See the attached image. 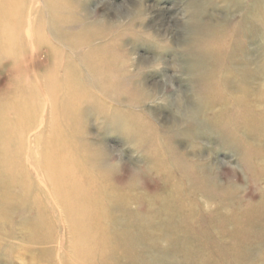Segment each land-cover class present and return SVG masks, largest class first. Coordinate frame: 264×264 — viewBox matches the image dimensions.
<instances>
[{"label":"rangeland","instance_id":"obj_1","mask_svg":"<svg viewBox=\"0 0 264 264\" xmlns=\"http://www.w3.org/2000/svg\"><path fill=\"white\" fill-rule=\"evenodd\" d=\"M53 1L0 0V153L26 187L0 175L12 200L0 264H81L89 222L141 243L85 264H135L125 251L158 249L164 264H264V0ZM197 20L219 32L193 33ZM217 40L210 88L188 62ZM207 90L206 116L194 115ZM230 105L239 125L223 135L212 124ZM93 176L108 199L91 221L75 213V192ZM38 219L43 237L28 238Z\"/></svg>","mask_w":264,"mask_h":264},{"label":"bare ground","instance_id":"obj_2","mask_svg":"<svg viewBox=\"0 0 264 264\" xmlns=\"http://www.w3.org/2000/svg\"><path fill=\"white\" fill-rule=\"evenodd\" d=\"M228 1H231V0H228ZM47 2H49L51 5H53L55 3V1H53V0H47ZM192 29H193V33L199 34L203 37H206L210 34H214L215 32H219L218 31L219 30L218 25L211 24V23H201L200 20H197L193 24ZM29 32L30 31L27 29L26 33L29 34ZM222 45L223 44L217 40V41H215V44L210 48H203V49L197 48V49L190 50L191 58H190V62H188L189 69H191L195 73H198V75H200V77H201L200 78L201 81H204L210 88L213 87L217 83L218 79L221 77L220 74L218 75V73H220V70L218 69L219 68V66H218L219 61H218L217 57L215 56V54L213 53V51L221 49ZM111 79H112V77L107 76L104 79L105 85L108 87H112V89L115 88V90L118 91L121 88L120 84L118 83L116 85L113 80L111 82ZM210 93H211V91H209V90H207V92L203 91L202 96H201L202 97L201 103L199 105H197V108L195 107L194 110H192V113H194V115H200L201 114L203 116H206L205 113H207V109L209 107L208 101L210 99ZM238 107L235 106L236 112H240ZM1 108H2V105L0 104V110H1ZM25 110H26V108H25ZM21 112H23V111H21ZM59 118H60V121H62L64 124H66L67 130L70 131V133H73L72 126L74 125V120L71 117V115H69L67 113H61ZM113 118H114L113 120L116 121V118L115 117H113ZM201 121H203V120H201ZM238 123H239V121H237L236 119L231 120V105H230V107L224 108V110L219 114V117L216 116V119L214 120V122L212 124V128H213V130L219 131L220 133H222L224 135L226 133H231V131L237 130V127L239 125ZM202 124H204V122ZM125 126L128 127L127 124ZM4 127H6V129L8 128L7 125ZM4 127H2V129ZM13 127H14L13 123L9 124L10 129ZM37 137H36V139H37ZM39 137L41 140L42 137L41 136H39ZM35 140H34V143H35ZM36 143H37V140H36ZM0 144H1L0 149L6 148V147L9 148L8 143L5 144V143L0 142ZM11 144L12 143H10V145ZM23 145L25 146V144H23ZM28 151H29V149H28ZM10 158H11V156L3 157L0 153V166L3 164V165H6L9 167L4 173L0 172V175H2V176L6 175L7 176L8 183L11 185V187L20 185L19 187L22 188L23 190H25L26 187H24L23 184L19 183V182H21L24 174L20 171L19 167L11 166ZM88 158L89 157L87 154V156L85 155V157L83 159L85 160V162H89ZM45 162L48 164H55L56 166L58 165V163H60L59 158L53 156L52 154H49L46 156ZM29 164L31 166V162ZM60 168H61V166H60ZM63 176H64V174H63ZM65 177H66V175H65ZM42 180H44V178ZM101 181L94 177L93 180H91L90 182L87 183V186L85 188L82 186L84 189H82V187H81V190H79V191L76 190L77 192H75V194H77V201H79L78 208L77 209L75 208L76 214L86 215L89 218H91V221H93V219H101L102 216H105V218H106L104 204L106 203V200L108 198H107V195L105 192V187L102 186ZM205 182H206L205 180L204 181L200 180L198 182V184L200 185V183L203 184ZM206 186H208V185L203 184V188L204 187L206 188ZM1 189L2 188L0 187V222L4 218H6L5 213H8L9 209L12 206L11 198L7 197V196L5 197L4 194L2 193ZM65 192H66V190H65ZM170 193H171V191L168 192V194H170ZM57 197H59V196H57ZM30 198H31V200H33V198L31 196H30ZM68 203H70V202H68ZM33 204L36 208H39L42 206V204L38 201H33ZM66 206H68V205L66 204ZM97 206H99V207H97ZM84 220H85V218H84ZM30 222L31 221L24 219L22 223L24 224V227L27 228V225H29ZM36 225H37L35 228L36 230L30 232L29 229H27L28 231L26 230L27 231L26 234L28 235V238H31V239L33 238L35 240L36 239L41 240V238L43 237L42 231H43V229H47L48 225H47V223H45V221L43 219H38L36 222ZM117 225L120 226L118 223H117ZM113 227L116 229L115 225H113ZM101 228L102 227L99 226L98 224L96 227V226H94L93 223L89 222L87 229H89L90 232H92L91 235L89 237H87L86 239H84L82 242L77 240V241H79V243H78V247H76V248H79L78 250L83 249V251L88 250L89 253L91 254V257L86 256V258L82 262H80L81 264L91 263V262L95 261L96 258L101 259L104 256L105 257H108V256L117 257L119 255V253H121V251L117 245V242L120 244H123V245H127V249H132V248L135 249L136 246H138L141 243L140 238H138V237H135V236H132L129 234H123V235L117 237L114 232L107 233L104 229H101ZM91 243L93 244L92 246L90 245ZM128 252L129 251H125L124 254L125 255L128 254L127 256L134 259L135 264H164L165 260H166V258L163 256V253H161L159 249L157 251H152V252L150 251V253H148V255L144 258H141L139 255L134 256L133 254L128 253ZM78 260H79V257L77 256V259L75 261L78 262Z\"/></svg>","mask_w":264,"mask_h":264}]
</instances>
